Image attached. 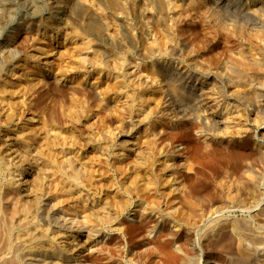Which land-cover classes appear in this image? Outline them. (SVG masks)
Here are the masks:
<instances>
[{"label":"bare ground","instance_id":"obj_1","mask_svg":"<svg viewBox=\"0 0 264 264\" xmlns=\"http://www.w3.org/2000/svg\"><path fill=\"white\" fill-rule=\"evenodd\" d=\"M135 1L138 2V0H55L57 10V15L55 14V16L58 20L52 23L54 25L53 28L57 26L72 28H70L71 37H67L68 32H65L63 37L70 38L73 46L80 52L77 54L76 61L80 67L85 68V71L81 72L82 78H87L86 74L95 69L92 64L97 62L96 46L93 43V39L96 37L99 39L102 34L107 37H113L115 34L107 32L108 29H105L106 31L102 30L103 28L101 30L98 29V26L93 23L92 19H107V17L113 16L119 19L121 25L131 29V22L125 20L123 14L128 9L129 4H134ZM139 1L141 2V0ZM247 1L248 3L244 8L237 7L231 10L232 0H212L216 6H228L232 14L247 18L250 22L255 21L259 23L257 25H262V21L264 20V16L262 15L264 13V0ZM163 2L168 5L167 15H171L174 10L169 5L171 2L169 0H164ZM9 3L7 0H0V7L2 6L0 9L3 8L4 10L2 11L3 13L1 12L2 14L0 13V22L12 18L13 8L11 6L12 3ZM33 8L35 12H38L40 5L34 3ZM144 9L146 10V8ZM150 12L152 17L156 15L158 19H146L145 25L148 29L142 26L140 31H131L135 38L141 36L145 39L146 44L144 43L141 51L139 50L142 53L138 54L141 57L143 55L145 59L132 65V62H128L126 60L128 58H124L121 54V56L115 59L113 69L110 67H100L98 71L100 79L106 80L104 82L109 80L108 84L113 88L115 87V91H117L114 98L122 108L120 113L121 118L124 119L126 114L131 113V115H134L136 113L137 119H133L132 124L137 130L135 134L133 132L124 134L126 137L122 136L124 138V140L122 139V144L118 141L119 138H122L119 134H114L112 137L109 136L114 142L112 150H109V144H105V147L108 146L105 148L104 145L96 143L98 139L94 140L95 143L89 144V148L99 153L96 154L98 155V159L99 155L104 159L107 157L108 152L114 153L113 155L116 159L114 165H117L118 168L122 165L120 163L122 159L124 160L134 155L137 159L134 165L136 171L135 177L137 178L136 185L139 188L141 187L140 190L144 189L141 192L147 191L145 188H154L160 180L153 179V176L148 174V168L146 167L151 162V159H153H150L151 156L167 157L165 161L167 162L168 159L174 160L177 156L181 155V144H174L167 138V135L173 129L183 127L184 131H186L189 124L195 123L197 124V129L201 132L202 139L206 143H209L211 138H219L222 131L226 132L227 128L230 127V119L241 114L240 108L245 107L246 103L250 102L247 101L249 97L254 98L255 103L256 100L259 102L260 99L258 97L260 95L258 93L259 86H252L245 81L243 83L242 72H237V78L243 85L245 84L246 89H238L232 86L230 92L233 101L226 102L224 106L222 103L218 105V91H227V87L231 85V83H227L229 76L226 73H220L197 64L191 68H180L173 71V69L167 68L166 65L160 63L163 56L174 53L185 42L178 34L175 19H162L163 15L161 12L157 14H154L152 10ZM149 15V11L146 10L145 16L148 17ZM77 19H82L83 25H77ZM36 27H40V25ZM57 29L59 28L57 27ZM158 34H160L159 37ZM50 36L45 28L39 42L40 44L36 46L37 48L35 47L36 53L30 57H32V62H35V67L41 69V75H45L49 82L64 85L66 79L70 81L68 78L71 74H58L56 69L52 68L48 55L45 54L47 53L46 47L42 45L49 42L46 40H50ZM61 37V35L58 36L57 40L54 42L50 41V43L62 44ZM127 47L129 46L127 45ZM9 49H5L8 59L9 57L13 58L12 52ZM126 49L124 50L126 51ZM254 51L253 48L252 50L249 49V54L256 67L262 66L260 81L262 82V91H264V56L261 57ZM13 69L15 70V68H12V71ZM70 73L74 74L76 78L77 75L75 74H77V71L71 70ZM11 74L9 77L0 80V120L3 118L2 115L6 117V121L1 124L10 126L13 130L12 132L15 133V136H11L8 135L6 130L0 129V141H4V146L7 147L0 146V264H87L89 254L96 252L105 240L103 232L97 230L98 228L96 229V223H93L91 216L95 215L101 221H110L113 214L112 201H108L106 196L99 204H89L85 201L90 189H94L99 183L96 184V173L94 175L92 170H90L91 168L87 167V162L85 161L87 158L84 159V153L77 150L76 146H80V143L83 141L79 143L80 140L76 136L77 134H73L70 130L71 127L69 128V126L63 124L64 118L62 120V118L49 116L48 119H44V115L41 116V114L46 112V110L39 111L34 108L36 104V85L32 84V82L22 83L23 79L21 76L17 75V78H14ZM158 74H162V78L157 77ZM19 83L23 87L17 90L13 89ZM84 84L88 91H91L94 95H99V98L103 96L101 89L94 81L85 80ZM41 88L43 87L41 86ZM155 93L162 96L164 101L155 102V97H153ZM257 93L259 94L258 96ZM9 94L12 96L16 95L18 98H22V100L15 101L10 105L8 102H11L6 98ZM178 95L182 96V99L187 98L188 101L190 100L187 103L188 105L182 103L185 100L181 102L182 99L180 100ZM256 105H254L256 107L253 106L246 109L249 113L248 115H256L258 107L259 109L262 108L261 102ZM244 107L243 109H245ZM21 108L22 110H27L28 113L30 111L31 113L33 112L35 116L32 115V118L26 120V118H23L24 114L22 115L20 111ZM33 118L34 121L32 122ZM80 122L82 123V121ZM93 123L96 124L94 121ZM89 125H85V127ZM91 128L87 129L92 130ZM96 129L98 130V128ZM245 130L250 131L251 129L247 126ZM106 131L103 136H106ZM74 133H76L75 130ZM261 135L264 137V132ZM224 138L230 141L233 140V137L227 134V132ZM128 142L135 145H139L140 142L143 143L142 147L139 148V146L134 145V147H129L126 144ZM89 153H92L90 149ZM29 154H32V157L27 161ZM88 154H86V157ZM88 156L90 160L93 155ZM132 161L131 163H133ZM89 164L93 166L91 163ZM151 165L153 166V164ZM166 166H169V164L166 163ZM241 171L242 177L245 178V184L243 185H247L248 187L256 186L258 176L254 174V166L251 161H246ZM142 172H146L147 176L143 177ZM169 176H172V173ZM240 184L242 185V183ZM121 185L125 186V184ZM164 186L167 188H165L166 190L164 189L163 193L166 192L165 196L168 197V208L166 212L159 214L158 212H148L155 219L147 230V236H152L153 233L159 232L164 225H167L169 235L174 240L172 243L181 254L179 264H193V257L186 252H182L183 250L180 249L181 244L179 242L182 236H188L193 233V225L188 224L184 220L185 215H174L178 209L179 196L184 194L185 183L172 176L168 177V180H164ZM125 187L127 188V186ZM244 189L242 190L244 191ZM119 191L122 192L121 190ZM245 191H248V189ZM128 192L132 194V192ZM129 193H124L123 200L126 201L125 204L131 200ZM117 194L118 192L115 195L117 196ZM71 195L83 200V207H85L74 208L73 204L70 203ZM119 195L122 196V194ZM142 198H144L143 195ZM142 198L140 201L143 204V201L146 199L143 200ZM184 198L190 207H194L188 196L185 195ZM228 201H230V206H236L235 201ZM236 202L238 205L241 203L238 200ZM259 204L260 202L253 203V205H250L252 207H247L248 209L252 208L253 211L256 209L255 206ZM223 205L221 208L225 206ZM260 206L259 210L255 212L256 217L257 215L258 217H260L259 215L262 217V204ZM153 208L158 209V206L154 204ZM217 209L218 207L215 210ZM135 210L131 215H143L146 213L144 209L141 210L142 212L140 209L138 210L139 212L137 209ZM198 211L196 214H201ZM199 218L201 219V216ZM225 221L223 223H216L212 227L210 225L211 228L207 229L209 232L207 231L208 233L204 234V238L209 235H217L221 231V228L228 224ZM247 224L244 225L238 222L228 225L232 231L231 233L234 234L237 240L238 253L236 255L227 254L225 257L226 264H262V260H264L262 230L257 228L248 229ZM213 263L221 264L217 262Z\"/></svg>","mask_w":264,"mask_h":264},{"label":"rangeland","instance_id":"obj_2","mask_svg":"<svg viewBox=\"0 0 264 264\" xmlns=\"http://www.w3.org/2000/svg\"><path fill=\"white\" fill-rule=\"evenodd\" d=\"M7 1L8 3L10 2L9 4L12 3L13 15L11 19L8 18L10 20L7 19L0 22V80L9 77L10 73H12L11 76L14 78H17V75L21 76L23 79L22 83L32 82V84L36 85V104L34 108L39 111L46 110V112L41 114V116L44 115V119H48L49 116L62 118V120L64 118L63 124L69 126V128L71 127L70 130L73 134H77L76 136L80 140L79 143L83 141L80 146L78 145L79 147H76L78 151L80 150L79 152L84 153V155L82 154L84 159H88V155H95L90 160L88 159L89 161L87 159L85 161L87 162V167L91 168L92 173L94 175L96 173L95 176L97 177L95 179H98H96V184L99 183L101 187L97 184L99 187L95 186L94 189H90L85 201L89 204H99L106 197L108 201H112L113 214L110 221H101L99 217L91 216L93 223H96V229L98 228L97 230L103 232L105 240L96 252L89 254L87 264H179L181 254L172 243L174 240L169 235L167 225H164L159 232L153 233L154 235L147 236V230L155 219L148 212H158L159 214L166 212L168 208V197L165 196L166 192L163 193L166 188L164 180L166 181L168 177L172 176L185 183L184 194L179 196L177 205L180 210L177 209L174 215H185L184 220L188 224L193 225V233L188 236H182L179 239L180 249L193 257V264H216L213 262L226 264L225 257L227 254L236 255L238 253L237 240L228 226L230 223L231 225L238 222L244 225L248 223V229L257 228L262 230V243H264V137L261 135L264 132V114H262L264 112V91H262V82L260 81L262 66L256 67L249 54V49L252 50L253 48V51L256 50L254 52L259 56H264V20L262 25H257L259 23L255 21L250 22L247 18L232 14L228 6H224L225 8L216 6L212 0H169L171 2L169 4L170 7L174 9L171 15H167L168 5L164 4V0H143V2L138 0L134 4H129L128 9L123 14V18L131 22V29L121 25L119 19L113 16H109L107 19H92L98 29H108L109 31L107 30V32L115 34L113 37L100 34L99 39L98 37L93 39V43L96 46L97 62L92 64L95 69L86 74L87 78L84 79L81 77V72H84L85 68L80 67L76 61L77 54L80 52L73 46L70 38L63 37L65 32H68L67 37H71V27L57 26L59 29L57 27L53 28L54 25L52 23L58 20L55 16L57 11L55 0ZM232 1L231 10L237 7L244 8L248 3L247 0ZM34 3L40 5L38 12L34 11ZM144 8L150 13L148 17L145 16L146 10ZM151 10L154 14L161 12L163 15L162 19H175L178 34L185 42L174 53L163 56L160 63L166 65L167 68L173 69V71L180 68H191L197 64L220 73H226L229 76L227 83H231V85L227 87V91H218V105L222 103L224 106L226 102L233 101L230 92L232 86L238 89H246L245 84L243 85L244 81L252 86H259L258 93L260 95L257 93V96L259 95L258 97H260L259 102H261L262 108L259 109L258 107L256 115H248L249 113L246 109L253 107L259 102L256 100L255 103L254 98L251 97L247 99L250 102H247L245 107L243 106L245 109L243 107L240 108L241 114L230 119V127L227 128L226 132L233 137L231 141L226 138L223 139L226 132L222 131L219 138H211L212 140L210 139L209 143H206L202 139L201 132L197 129L198 127L195 123L189 124L186 131H184L183 127L173 129L177 131H174V133L172 130L167 135V138L174 144H181V155L174 160L168 159L167 162H165L167 157L151 156L150 159L153 158L151 159L152 163L149 162L148 158L150 163L146 162L148 163L146 167L148 168V174L153 176V179H160L161 181L159 180L152 189L151 187L145 188L147 191H142V193L141 190L144 189L140 190L141 187L139 188L136 185L137 178L135 177L134 165L137 159L134 155L124 160L122 159L120 162L122 165L119 163L121 167L118 168L117 165H114L116 162L114 153L108 152L107 157L104 158L105 160L99 155L100 161L98 155H96L99 153L89 148V144L95 143L94 140L98 139L96 143H100L104 147L105 144H109V147L106 146L105 148L108 147L109 150H112L114 142L110 138L114 134H119L122 137L126 133L133 132L135 134L137 130L132 124V120L137 119L136 113L134 115H131V113L126 114L124 119L121 118L122 108L114 98L117 91H115V87L113 88L108 84L109 80L104 82L106 80L100 79L98 71L100 67L113 69L115 59L121 54L124 58H128L126 60L128 62L131 61L132 65L145 59L143 55L142 57L139 55L140 58L138 56L139 53H142L140 52L143 48L142 45L146 44L145 39L141 36L135 38L132 32L140 31L142 26L148 29L145 25L146 19H158L156 15L151 16ZM2 11H4L3 8L0 9V13ZM262 15L264 16V13ZM77 20L78 22L83 21L82 19ZM78 22L77 25L83 23ZM37 25H40V27H36ZM45 28L51 36L50 40H46L49 42L42 45L47 49L45 54L48 55L52 68L56 69L58 74H71L68 78L70 81L66 79L64 85L49 82L45 75H41V69L35 67V62H32V57H30L36 53L35 47L40 44L39 42ZM60 35L62 36V44L50 43V41L54 42L57 40ZM159 36L160 34H158ZM131 46L133 47L131 48ZM3 48H11L9 50L12 52L13 58L9 57L8 59L7 52ZM12 68H15V70L13 69L12 71ZM87 69L89 70V68ZM71 70L77 71V74H75L77 75L76 78L74 74L70 73ZM237 72H242L243 83L237 78ZM157 77L162 78V74H158ZM85 80L94 81L101 89L103 96L99 98V95H94L91 91H88L84 84ZM20 87H23L21 83L18 86H14L13 89L17 90ZM136 87L138 88V86ZM131 90L133 91V89ZM153 97H155V102L164 101L159 94L155 93ZM181 97L179 96L180 100L182 99ZM6 98L11 102H8L10 105L15 101L22 100V98L10 94ZM183 100L187 102L185 103ZM181 102L188 105L187 103L190 100L183 98ZM20 111L22 115L24 114L23 118H26V120L32 118V115L35 116L31 111L28 113L27 110H22V108ZM23 111L26 112L24 113ZM2 117L0 129L6 130L8 135L15 136L10 126L1 124L6 121V117L4 115ZM33 121L34 118L32 119ZM80 121L84 122L86 126L91 123L90 127H85L84 123L82 124ZM247 126L251 129L250 131L245 130ZM94 129L95 131H93ZM74 130L76 133H74ZM105 131L106 136L108 134L107 138L103 136ZM100 139L101 141H99ZM122 139L124 140L123 137L118 140L121 144ZM110 140L113 142L112 144H110ZM142 143L135 145L128 142L126 144L129 147L134 145L140 148ZM0 146H4V141H0ZM89 149L92 153H89ZM84 151L87 152L86 154L89 153L87 157ZM31 157L32 154H29L27 161ZM246 161H251L254 166V174L258 176L256 186L248 187L243 185L245 184V178L242 177L241 170ZM89 163L94 167L90 166ZM166 163L169 166H166ZM104 166L105 168L108 166V168L105 170ZM171 173L172 176H169ZM142 175L143 177L147 176V173L142 172ZM112 181L115 185L117 183V185L115 186ZM240 183L247 187L244 189ZM121 184H125L127 188ZM246 189L250 190V192L245 191ZM116 191L118 192L117 196L115 195ZM123 191L124 193L132 192V194L129 193L131 197L129 203L125 204ZM119 194H122V196ZM141 194L144 198H142ZM185 195L191 199L194 207L188 205L186 197L184 198ZM149 196L150 199L148 200ZM141 198L143 200L146 199L142 200L143 204L140 201ZM227 199L235 201L236 206H230V201ZM237 200L241 202L239 205L236 202ZM257 202H260V204L256 205L257 207L254 205L255 210L252 211V208L248 209V207H252L250 205ZM70 203L73 204L74 208L85 207H83L84 201L74 195H71ZM154 204L158 206V209L153 208ZM223 204L227 206V209ZM261 204L263 207L262 217L261 215L256 217L255 212L259 210ZM222 205L224 206L223 208H221ZM217 207L218 209L220 207V209L215 210ZM138 208L140 211L144 209L147 214L131 215L135 209L138 211ZM197 211L201 214L197 215ZM199 216H201V219ZM224 221L228 224L223 226L217 235H209L204 238V234L209 232L207 229H210L216 223H223ZM262 264H264V260H262Z\"/></svg>","mask_w":264,"mask_h":264}]
</instances>
